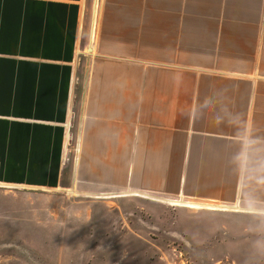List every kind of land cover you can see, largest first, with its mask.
Returning <instances> with one entry per match:
<instances>
[{
    "label": "crops",
    "instance_id": "1",
    "mask_svg": "<svg viewBox=\"0 0 264 264\" xmlns=\"http://www.w3.org/2000/svg\"><path fill=\"white\" fill-rule=\"evenodd\" d=\"M85 1L0 0V184L264 218V0H94L71 174Z\"/></svg>",
    "mask_w": 264,
    "mask_h": 264
},
{
    "label": "rangeland",
    "instance_id": "2",
    "mask_svg": "<svg viewBox=\"0 0 264 264\" xmlns=\"http://www.w3.org/2000/svg\"><path fill=\"white\" fill-rule=\"evenodd\" d=\"M93 5L94 0L85 1L76 60L77 96L67 152L71 174L78 100L92 68L93 55L86 47ZM150 202L155 201L124 194L95 197L69 187L40 190L0 184V264H264V218L225 220L205 212H180L170 200L171 205L155 202V208ZM174 216L181 225L173 227ZM178 226L195 240L174 235L172 228Z\"/></svg>",
    "mask_w": 264,
    "mask_h": 264
}]
</instances>
